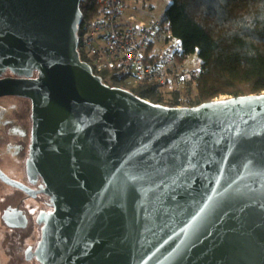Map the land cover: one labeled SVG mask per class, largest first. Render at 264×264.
I'll use <instances>...</instances> for the list:
<instances>
[{
    "label": "water",
    "instance_id": "1",
    "mask_svg": "<svg viewBox=\"0 0 264 264\" xmlns=\"http://www.w3.org/2000/svg\"><path fill=\"white\" fill-rule=\"evenodd\" d=\"M80 1L0 0V73L23 76L0 96L31 100L26 168L53 204L38 260L264 264V92L165 107L105 84L77 49Z\"/></svg>",
    "mask_w": 264,
    "mask_h": 264
},
{
    "label": "trees",
    "instance_id": "2",
    "mask_svg": "<svg viewBox=\"0 0 264 264\" xmlns=\"http://www.w3.org/2000/svg\"><path fill=\"white\" fill-rule=\"evenodd\" d=\"M126 1V0H124ZM264 7V0H170L159 19L162 33L180 40L181 51L175 68L181 70L184 59L196 53L200 67L183 69V78L172 91L154 81L127 83L121 76L102 77L103 83L125 88L138 98L165 107L189 106L224 100L232 96L264 92V25L255 32L242 24L247 13ZM82 22L78 25V46L82 24L99 13L94 0H81ZM247 42V43H246ZM254 50L255 55H250ZM82 60L94 69L89 56L79 49ZM94 74L97 72L93 70ZM224 96V97H223Z\"/></svg>",
    "mask_w": 264,
    "mask_h": 264
},
{
    "label": "flooded vegetation",
    "instance_id": "3",
    "mask_svg": "<svg viewBox=\"0 0 264 264\" xmlns=\"http://www.w3.org/2000/svg\"><path fill=\"white\" fill-rule=\"evenodd\" d=\"M6 69L1 78H21ZM32 77H37L33 71ZM14 98L19 104L0 103V264H41L35 251L41 239L43 218L53 211L51 197L42 191L46 184L38 174H28L32 132L31 100L18 95L0 96V100ZM16 104V105H15ZM29 188L13 185L5 177Z\"/></svg>",
    "mask_w": 264,
    "mask_h": 264
},
{
    "label": "built area",
    "instance_id": "4",
    "mask_svg": "<svg viewBox=\"0 0 264 264\" xmlns=\"http://www.w3.org/2000/svg\"><path fill=\"white\" fill-rule=\"evenodd\" d=\"M94 2L99 13L83 22L77 49L89 56L96 74L121 76L127 83L154 81L172 91L184 76L183 69H176L173 63L181 51L180 40L171 33L159 40V20L146 21L126 14L124 0Z\"/></svg>",
    "mask_w": 264,
    "mask_h": 264
},
{
    "label": "rangeland",
    "instance_id": "5",
    "mask_svg": "<svg viewBox=\"0 0 264 264\" xmlns=\"http://www.w3.org/2000/svg\"><path fill=\"white\" fill-rule=\"evenodd\" d=\"M126 13H131L132 15H137L143 19H160L163 15L164 10L169 5L170 0H137L136 3H132L130 0H126ZM177 63V59L173 61ZM200 67V60L197 57L196 53L188 55L183 63L181 68L191 72ZM224 97V96H223ZM21 101L10 98L8 101L0 100L1 104L4 106H10L9 104H19ZM15 104V105H16Z\"/></svg>",
    "mask_w": 264,
    "mask_h": 264
},
{
    "label": "clouds",
    "instance_id": "6",
    "mask_svg": "<svg viewBox=\"0 0 264 264\" xmlns=\"http://www.w3.org/2000/svg\"><path fill=\"white\" fill-rule=\"evenodd\" d=\"M246 17L242 21L243 27L249 32H255L258 25H264V7L258 8L255 12L247 13ZM249 54L254 56L255 51L251 50Z\"/></svg>",
    "mask_w": 264,
    "mask_h": 264
},
{
    "label": "snow or ice",
    "instance_id": "7",
    "mask_svg": "<svg viewBox=\"0 0 264 264\" xmlns=\"http://www.w3.org/2000/svg\"><path fill=\"white\" fill-rule=\"evenodd\" d=\"M253 98L249 97V98H241V102H243L244 100H251ZM255 99H259V97L255 98ZM216 103H219V104H223L225 103V101H217ZM204 212V209H200V212L197 213L196 216L193 217V223L196 221V219L200 216V214H202ZM189 227H192V224L189 225ZM182 231H187L186 229H182Z\"/></svg>",
    "mask_w": 264,
    "mask_h": 264
},
{
    "label": "crops",
    "instance_id": "8",
    "mask_svg": "<svg viewBox=\"0 0 264 264\" xmlns=\"http://www.w3.org/2000/svg\"><path fill=\"white\" fill-rule=\"evenodd\" d=\"M125 7H126V5H125ZM125 7H124V12L126 13L127 10H125ZM126 14H131V13H126ZM134 16H136V17L139 18V19L146 20V21L151 20V19H143V18H140V17H138V16L135 15V14H134Z\"/></svg>",
    "mask_w": 264,
    "mask_h": 264
}]
</instances>
